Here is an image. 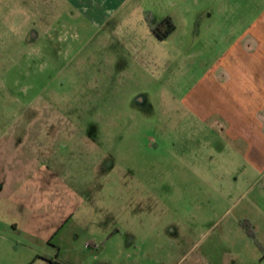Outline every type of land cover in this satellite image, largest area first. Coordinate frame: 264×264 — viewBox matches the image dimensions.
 Returning <instances> with one entry per match:
<instances>
[{"label": "rangeland", "instance_id": "374dc122", "mask_svg": "<svg viewBox=\"0 0 264 264\" xmlns=\"http://www.w3.org/2000/svg\"><path fill=\"white\" fill-rule=\"evenodd\" d=\"M92 1L0 0V264H264V155L211 104L229 27Z\"/></svg>", "mask_w": 264, "mask_h": 264}, {"label": "crops", "instance_id": "0c3cea01", "mask_svg": "<svg viewBox=\"0 0 264 264\" xmlns=\"http://www.w3.org/2000/svg\"><path fill=\"white\" fill-rule=\"evenodd\" d=\"M127 1L129 0H95L92 3L97 7L101 21L105 22ZM162 2L166 9L163 11L162 20L170 17L175 23L176 13L180 22L193 18L191 24L197 26L219 24L229 27L225 30L232 34L220 38L236 39L239 46L228 49L226 66L214 71L212 78L214 87L211 88L215 97L211 100L215 108L213 116L230 122L249 121L236 132V135L250 137L258 153L264 155V0H162ZM147 24L153 35L159 39L150 24ZM240 25H243L244 29L240 37H235V30ZM234 93L239 96L236 100L233 97ZM238 100L247 102L246 107L238 105L236 103ZM238 114L243 117H239ZM234 126L232 124L230 129L232 130Z\"/></svg>", "mask_w": 264, "mask_h": 264}, {"label": "trees", "instance_id": "16d2710c", "mask_svg": "<svg viewBox=\"0 0 264 264\" xmlns=\"http://www.w3.org/2000/svg\"><path fill=\"white\" fill-rule=\"evenodd\" d=\"M150 26L153 32L161 40H166L171 34L175 32L177 28L176 24L170 17H167L155 23H150ZM250 233H251L250 235L255 238V235L251 231Z\"/></svg>", "mask_w": 264, "mask_h": 264}]
</instances>
